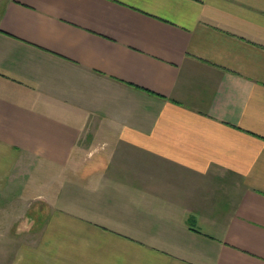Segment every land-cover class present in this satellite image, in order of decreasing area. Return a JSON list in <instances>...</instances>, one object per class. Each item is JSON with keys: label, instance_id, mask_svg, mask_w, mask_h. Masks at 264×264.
<instances>
[{"label": "crops", "instance_id": "0c3cea01", "mask_svg": "<svg viewBox=\"0 0 264 264\" xmlns=\"http://www.w3.org/2000/svg\"><path fill=\"white\" fill-rule=\"evenodd\" d=\"M0 264H264V0H4Z\"/></svg>", "mask_w": 264, "mask_h": 264}, {"label": "rangeland", "instance_id": "374dc122", "mask_svg": "<svg viewBox=\"0 0 264 264\" xmlns=\"http://www.w3.org/2000/svg\"><path fill=\"white\" fill-rule=\"evenodd\" d=\"M3 1H4V0H0V4H1ZM33 176H35V175L31 173L30 177L27 178V183H29L30 186H31V184H32ZM28 186H29V185H28Z\"/></svg>", "mask_w": 264, "mask_h": 264}]
</instances>
